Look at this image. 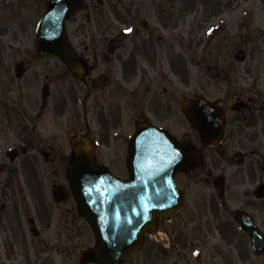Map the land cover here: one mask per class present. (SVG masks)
Returning a JSON list of instances; mask_svg holds the SVG:
<instances>
[{"label":"flooded vegetation","instance_id":"flooded-vegetation-1","mask_svg":"<svg viewBox=\"0 0 264 264\" xmlns=\"http://www.w3.org/2000/svg\"><path fill=\"white\" fill-rule=\"evenodd\" d=\"M208 2L213 5H205ZM83 11L86 24L75 27L70 42L83 69L80 77L72 76L54 56L18 51L8 64L0 57V172L16 170L12 168L15 161L7 158L8 150L3 152L6 143L15 141L11 148L18 151L16 160L22 158L21 168L35 172L39 166L32 159L40 156L47 162L53 153L49 86L50 72L59 66L54 70L58 75L60 71L63 76L69 74L80 86L77 101L84 131L91 137L95 167L125 178L128 143L138 118L161 128L185 152L194 150L200 155V166L191 164L185 171L186 189L177 183L180 211L171 221L156 224L154 244L133 253L132 264H264V91H256L253 99L237 96L238 112L226 106L216 146L203 147L196 132L189 134V123L181 111L183 102L189 100V30H199L197 25L210 21L229 27L235 19L231 14H238L237 24L241 28L248 24L260 53L255 50L252 56L258 70L259 65L264 67V0H92L83 4ZM31 41V34L24 32L14 44ZM50 59L57 64L51 66ZM5 76L10 77L6 83ZM262 76L264 71L256 72L257 83ZM43 89L48 93L45 100L40 95ZM180 126L186 132L177 139L175 130ZM201 175L211 183L205 184L206 193L196 191L191 205L185 207L184 198L194 189L188 184ZM0 188L5 190L6 183H0ZM12 192L16 194L15 188ZM242 219L259 233L261 247L251 245ZM204 221L221 226L209 238L216 250L190 248L194 223ZM1 234L6 237L0 243V264H22L14 253H28L30 248L10 237L7 230Z\"/></svg>","mask_w":264,"mask_h":264},{"label":"rangeland","instance_id":"rangeland-1","mask_svg":"<svg viewBox=\"0 0 264 264\" xmlns=\"http://www.w3.org/2000/svg\"><path fill=\"white\" fill-rule=\"evenodd\" d=\"M45 1L0 0V57H4L7 64L11 59L14 60L13 56L19 54L18 51L21 54H25L27 50L31 53L34 52L33 34L38 18L44 9ZM84 1L89 4L92 0ZM205 5L212 6L213 4L208 2ZM242 6L245 8L244 5ZM85 15L86 12L82 7L74 17L76 22L75 20L66 22L69 39L73 38L78 24H86ZM231 15L235 19L231 21L233 23L229 27L222 28L219 27L218 22L210 21L205 25H197L199 30H189L191 32L189 34V98L202 96L208 101L222 100L230 106L237 96H241L244 100L246 98L253 99L256 91H264V76L258 83L256 82V72L264 71V67L259 65L260 69L255 68L256 63L252 56L256 55L255 50L257 49L254 47L252 32L248 24L247 28H241L237 24L239 22L238 14ZM189 26H193L190 17ZM24 32L33 36L31 44L28 42H25L23 46L14 44ZM239 49H242L246 56L241 63L233 59ZM257 54H260L258 50ZM55 64L57 61L50 59V65L54 66ZM58 67L55 66L56 71ZM54 70L50 72L49 105L51 109L50 119L48 118L50 121L49 144L54 148L53 153L50 154L47 162H44L40 156H37V159H32L34 163L38 162L39 169L37 164L33 163V166L39 172H35L36 169H22V158L13 164L12 168L16 169L15 172L10 173L9 169L0 172V183L7 185L5 190L2 189L3 187L0 188V243L6 237L1 233L7 230L10 237L16 238L18 242H23L30 248L27 250L28 253L25 250L22 253H14L17 262L22 264L26 262L32 264H83L80 256L81 250L94 245L91 232L78 213L74 201L69 199L62 207L58 208L53 204L50 196V189L53 186L67 187L65 171L70 160L69 141L72 135L83 132L84 126V119L80 117L81 110L77 101L80 97L78 96L80 86L75 84L69 74L63 76L60 71L58 75ZM2 73L6 74L5 71ZM9 80L10 77L5 76L3 82L6 83ZM33 94H36L35 90ZM38 96L40 98L39 94ZM87 105H89L88 102ZM231 116L232 113H227V117ZM89 119L88 114L87 123H89ZM185 132L186 127L180 126L176 128L175 136L180 139ZM192 133L189 126V134ZM10 144L14 146L16 143L15 141L7 143L4 148L6 149ZM177 181L182 184L183 190H185L187 174L180 175ZM206 183H211V179L207 182L201 175L198 181L188 184L194 189L189 191L188 197L185 196V207L188 204L191 205L193 194L196 191L206 193L204 189ZM21 187L26 192V199L20 190ZM13 188L16 190L15 195L12 192ZM65 216L67 217L64 218ZM28 218H33L35 221L39 232L37 238L32 237L29 233ZM220 227L216 221H210L208 225L205 221L200 224L195 222L192 232L193 244L190 248L192 250H216L213 247L215 242L209 241V238L218 234ZM58 229H60L59 232ZM232 236L235 237L233 233ZM148 240L150 239L148 238ZM190 241L191 238H189ZM41 248H45V250H41Z\"/></svg>","mask_w":264,"mask_h":264},{"label":"water","instance_id":"water-1","mask_svg":"<svg viewBox=\"0 0 264 264\" xmlns=\"http://www.w3.org/2000/svg\"><path fill=\"white\" fill-rule=\"evenodd\" d=\"M81 3L82 0H48L36 34L37 52L60 56L76 75L80 65L67 44L64 20ZM234 57L242 61L244 54L238 51ZM183 112L204 145L217 140L222 126L221 104L194 98L184 105ZM136 129L128 161L129 180L125 182L93 169L89 138L78 137L71 142L73 158L67 178L95 238V248L81 253L84 264H130L129 255L138 247L142 233L153 228L157 219H169L179 207L173 180L195 157L150 125L138 123ZM54 197L62 201L56 193ZM251 238L254 243L252 233Z\"/></svg>","mask_w":264,"mask_h":264},{"label":"snow or ice","instance_id":"snow-or-ice-1","mask_svg":"<svg viewBox=\"0 0 264 264\" xmlns=\"http://www.w3.org/2000/svg\"><path fill=\"white\" fill-rule=\"evenodd\" d=\"M129 31H131V29H129Z\"/></svg>","mask_w":264,"mask_h":264}]
</instances>
